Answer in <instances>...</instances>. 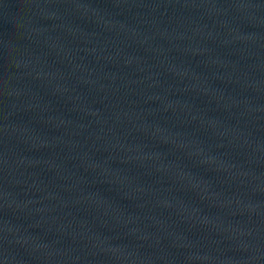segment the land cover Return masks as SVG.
I'll list each match as a JSON object with an SVG mask.
<instances>
[{
	"label": "water",
	"instance_id": "1",
	"mask_svg": "<svg viewBox=\"0 0 264 264\" xmlns=\"http://www.w3.org/2000/svg\"><path fill=\"white\" fill-rule=\"evenodd\" d=\"M0 264H264V0H0Z\"/></svg>",
	"mask_w": 264,
	"mask_h": 264
}]
</instances>
